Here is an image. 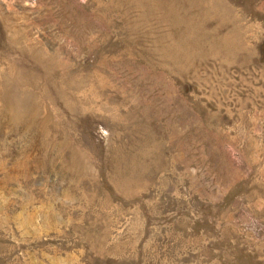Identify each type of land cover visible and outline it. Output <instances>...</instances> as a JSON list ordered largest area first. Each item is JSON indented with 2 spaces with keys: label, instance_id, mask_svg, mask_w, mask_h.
<instances>
[{
  "label": "rangeland",
  "instance_id": "374dc122",
  "mask_svg": "<svg viewBox=\"0 0 264 264\" xmlns=\"http://www.w3.org/2000/svg\"><path fill=\"white\" fill-rule=\"evenodd\" d=\"M0 264H264V0H0Z\"/></svg>",
  "mask_w": 264,
  "mask_h": 264
}]
</instances>
